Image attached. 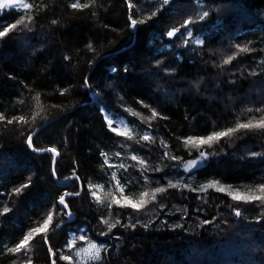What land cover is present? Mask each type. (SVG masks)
Here are the masks:
<instances>
[{
    "label": "trees",
    "instance_id": "obj_1",
    "mask_svg": "<svg viewBox=\"0 0 264 264\" xmlns=\"http://www.w3.org/2000/svg\"><path fill=\"white\" fill-rule=\"evenodd\" d=\"M25 2L37 7L0 11L5 25L21 15L34 18L29 28L0 39V112L31 119L37 93L44 111L31 125L0 123V210L11 209L0 216V264L17 260L5 253L4 245L14 246L37 226L34 222L66 191L81 194L67 197L72 219L56 217L63 223L50 233L54 251H65L73 234H84L107 249L99 264H264V206L259 203L236 204L213 190L199 194L170 189L140 212L114 207L112 219L122 226L101 235L107 228L100 219L108 209L94 203L87 188L89 183L102 184L107 191L112 171L127 184V193L142 190L145 177L150 187L179 178L193 186L209 179L234 187L264 183V132L241 131L205 147L207 159L191 172L164 158L161 144H167L171 155L192 160L198 153L186 149L182 138L207 136L234 126L238 118L260 115L255 109L264 108V0H169L164 6L162 0H133L135 18L157 11L135 29L128 26L126 0H97L84 10L71 9L73 0ZM204 11L209 15L201 21L198 16ZM188 18L195 22L189 25L193 37L187 45L185 29L173 38L166 36ZM196 39L203 43H194ZM236 45L252 51L223 65V59L237 52ZM63 89H68L65 95L60 94ZM139 101L163 118L144 121L151 112ZM129 109L142 116L131 115ZM105 115L127 124L137 138L150 134L154 142L116 136ZM30 132L35 148L55 146L60 153L56 176L52 153L34 151L25 142ZM101 152L113 165L133 166L125 170L104 165ZM131 155L143 158L149 171L141 175ZM155 167L161 171H151ZM73 170L80 182H65ZM29 178L23 194H12ZM85 244L77 240V247ZM47 247L42 238L32 242L33 264H51ZM59 255L57 264H67Z\"/></svg>",
    "mask_w": 264,
    "mask_h": 264
},
{
    "label": "snow or ice",
    "instance_id": "obj_2",
    "mask_svg": "<svg viewBox=\"0 0 264 264\" xmlns=\"http://www.w3.org/2000/svg\"><path fill=\"white\" fill-rule=\"evenodd\" d=\"M97 0H88V2L82 3L81 0H73L72 3L69 4V7L73 10H84L94 7L96 5ZM129 16V28L135 29L138 25L146 23L147 20L152 19L157 15V11H153L150 15L145 16L143 18H135L133 15L134 9L136 5L133 3V0H126ZM169 0H162V5H168ZM34 7H37L33 3L25 2V0H0V11L8 10V9H23L25 12L31 11ZM95 15V12L92 13ZM209 13L204 11L199 14L198 19L204 20L208 17ZM34 18L32 15H21L18 19L13 23L3 24L0 23V39H4L8 37L11 33H13L18 28H29V25L33 22ZM57 21L53 20L52 23L55 24ZM195 21L191 18L183 20L179 27H172L170 30L166 32V36L169 38L175 37L178 33L181 32V29L186 30V35H183V43L187 45L189 43L190 38L193 37V32L189 29V25L193 24ZM196 44H202L203 41L200 39L194 40ZM88 49L90 51H94V48L91 44H89ZM237 52L233 55L227 56L223 59L222 64L228 65L235 58L236 55L240 53H247L252 51L247 45L235 46ZM68 59V57H65ZM159 63V61L157 62ZM115 71V69H112ZM127 71V68H125ZM85 86L88 85L87 78L84 81ZM68 92V89H63L60 91L61 95H65ZM33 100L36 102V111H33L31 115V119L26 118L25 115L12 116L8 118L3 112H0V123H3L5 127L8 125L16 124L20 127L25 125H31L35 122L36 118L41 115L44 111L43 106L41 105V96L37 93ZM19 103H24L20 101ZM145 108H149L151 112L150 116L142 117V119L146 122H151L152 120L160 117V113L156 111V109L151 108L149 105L144 104L143 101H139ZM55 107V106H54ZM133 116H142L141 113L136 112L135 110L129 109ZM247 112H253V109L249 108L246 110ZM256 113H260L259 116L253 115L249 117L246 121H241L239 118L235 122L234 126L228 127L223 130H214L207 136L197 137V136H188L186 138H182V144L186 149L195 150L198 153V159H192L183 161L179 156L171 155L167 150V144L161 141L162 146L166 149L164 152V158L177 162L181 164L184 171L188 172L190 169H193L198 166V164L206 160L209 153L204 151L205 147H212L214 144L219 143L222 139H230L235 134L241 131H261L264 132V108H256ZM163 118V117H160ZM104 119L106 121L107 127L111 132H113L116 136L124 137L126 140H135L137 143L140 141L146 142H154V137L150 134L145 133L140 135L137 138V134L127 125L121 124L118 121H115L109 115H105ZM29 148H32L34 151H44L52 153V175L56 176V168L55 164L57 161V157L60 155L55 146L37 149L33 144V135L31 132L28 134L26 141ZM101 157L104 159V165H107L112 168H123L127 170V168L132 167L133 165H125L123 163L119 165H113L110 163L108 154L105 152H101ZM119 152L116 153V156H120ZM255 155V154H253ZM131 161L136 162L140 166L141 175L145 172L149 171V166L147 162L139 157L138 155H131L128 157ZM151 171L160 172V167L152 168ZM76 180L78 183L80 182V177L76 174L75 170H73L72 174L69 177L65 178V182L69 180ZM145 186L138 193H127L126 183H121V180L118 178L117 171H112L111 173V181L108 186L107 191H105V186L102 184H93L89 183L87 185L89 195L92 198L93 202L105 206L108 209L107 216H102L100 219V223L105 225L107 228V232L101 231V235H107L111 233L114 228L117 226H122L119 219H112L113 217V208H131L135 212H140L145 209L146 206L152 204L158 200L159 197L166 194L170 189H187L191 192H196L199 194H207L209 190H213L217 193H224L236 204H253L259 203L261 206H264V183L252 185H243L240 187H234L230 184H224L220 180L217 179H209L206 182L200 183L198 185L193 186L191 182H185L183 178L179 179H167L166 185L157 184V186L150 187V181L145 177ZM31 184V179L19 187L13 189L14 195L23 194L24 190L29 188ZM83 188V186H81ZM81 194L80 191L74 192H64L61 194L58 199L54 202L52 209H50L47 214L43 217L41 221L34 222L37 226L29 228L14 244V246L8 247L4 245V251L6 254L17 256V260H13L12 264H33V259L30 255L32 250V242L35 241L38 237L42 238L43 244L47 245V251L49 257L51 259V264H57V260L55 259L56 253L60 252L59 260L67 262V264H99L101 261L102 251H107V249L100 244L90 240L86 235L81 234L76 236L73 234L64 245V249L68 254H65V251H61L60 249L53 250V247L50 243V233L54 232V230L59 229L61 223L56 222L57 216H66L67 218H71L72 213L69 209V204L67 202V197L69 196H79ZM59 206V210L57 211V207ZM163 207V205H161ZM11 209L7 206H4L2 210H0V216H3L9 213ZM235 214L239 216L241 213L238 209L235 210ZM118 216L119 213H116ZM207 223V222H205ZM131 227H135V225H130ZM146 226V225H145ZM77 240L86 241V244L81 247H77ZM21 256L23 257L21 259Z\"/></svg>",
    "mask_w": 264,
    "mask_h": 264
},
{
    "label": "water",
    "instance_id": "obj_3",
    "mask_svg": "<svg viewBox=\"0 0 264 264\" xmlns=\"http://www.w3.org/2000/svg\"><path fill=\"white\" fill-rule=\"evenodd\" d=\"M195 159H198V158H195ZM199 165H201V162L198 164V166H199ZM198 166H197V167H198ZM195 168H196V167H195ZM195 168H193V169H190L188 172H191V171H193ZM72 217H73V215L71 216V218H70V219H72ZM70 219H68V220H70Z\"/></svg>",
    "mask_w": 264,
    "mask_h": 264
},
{
    "label": "rangeland",
    "instance_id": "obj_4",
    "mask_svg": "<svg viewBox=\"0 0 264 264\" xmlns=\"http://www.w3.org/2000/svg\"><path fill=\"white\" fill-rule=\"evenodd\" d=\"M118 122H120V121H118ZM121 124H124V123H122V122H120Z\"/></svg>",
    "mask_w": 264,
    "mask_h": 264
}]
</instances>
